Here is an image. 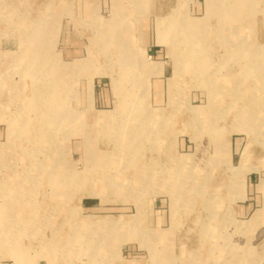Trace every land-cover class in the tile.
<instances>
[{"label": "rangeland", "instance_id": "1", "mask_svg": "<svg viewBox=\"0 0 264 264\" xmlns=\"http://www.w3.org/2000/svg\"><path fill=\"white\" fill-rule=\"evenodd\" d=\"M263 260L264 0H0V264Z\"/></svg>", "mask_w": 264, "mask_h": 264}, {"label": "bare ground", "instance_id": "2", "mask_svg": "<svg viewBox=\"0 0 264 264\" xmlns=\"http://www.w3.org/2000/svg\"><path fill=\"white\" fill-rule=\"evenodd\" d=\"M236 0H233V2H235ZM220 7V6H219ZM224 7L225 6H223V7H220V8H223L224 9ZM226 8V7H225ZM228 8V7H227ZM211 10H213V9H211ZM213 13V12H212ZM193 25V24H192ZM194 27V26H193ZM192 27V28H193ZM191 35V34H190ZM39 87L37 86V88H35V89H38ZM48 89V88H47ZM37 91V90H36ZM54 102V101H53ZM56 105V104H55ZM139 133V132H138ZM126 134V133H125ZM116 136V139H121L122 137H121V134L119 135V134H117V135H115ZM131 137H135V139H139L140 137H142V134L140 135V133L139 134H134V133H132L131 135H130ZM131 139V138H130ZM194 193V192H193ZM191 194V193H190ZM193 195V194H192ZM189 196V195H188ZM189 199H190V197H189Z\"/></svg>", "mask_w": 264, "mask_h": 264}, {"label": "crops", "instance_id": "3", "mask_svg": "<svg viewBox=\"0 0 264 264\" xmlns=\"http://www.w3.org/2000/svg\"><path fill=\"white\" fill-rule=\"evenodd\" d=\"M261 264H264V260L261 262Z\"/></svg>", "mask_w": 264, "mask_h": 264}]
</instances>
